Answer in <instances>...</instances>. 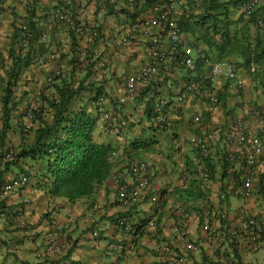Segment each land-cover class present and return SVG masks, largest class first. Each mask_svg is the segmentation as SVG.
Segmentation results:
<instances>
[{
	"label": "crops",
	"instance_id": "obj_1",
	"mask_svg": "<svg viewBox=\"0 0 264 264\" xmlns=\"http://www.w3.org/2000/svg\"><path fill=\"white\" fill-rule=\"evenodd\" d=\"M60 1H2L0 6V89L3 90L5 87L7 72L12 63V55L9 51L12 50V53L16 54L14 36L18 20L27 16L35 24L39 35L42 32H46L47 35L44 39L37 38L32 42L29 55L32 56L33 64L24 68L17 79L21 80L27 76L32 82H40L59 56L58 51L53 54L60 46L59 41H61V48L64 49L63 53H66L68 48L65 49V47L73 37L77 41L74 48L78 50L79 56L83 57L85 53L95 52L98 57L106 60V68L92 72L89 82L96 81V84L101 85L115 102L116 98L124 94L125 78L147 61L146 39L121 48L116 44L118 37L125 33V26L129 21L154 15L162 0H136L134 6H129L125 0L115 4L107 0H72V24L68 27L45 24L40 8H50ZM240 1H237L238 4ZM235 3L234 0L229 2L226 8L215 10L218 13L225 12L222 18L231 21L230 35L238 38L240 44L249 42L251 45L256 35H259L261 43L264 44V28L257 31L248 25L243 15L239 14V7L232 9ZM202 4L208 5V0H178L177 8L184 13L182 16L186 17L190 14L193 17L204 11ZM256 14L264 19V2L258 7ZM122 15H125V19ZM81 24L88 27L84 35H78V28ZM208 24L214 25L219 32L218 22L209 19ZM92 27L99 30L97 39L92 38L89 33ZM182 35L179 46L166 45L169 49L171 65L157 82L158 90L168 94L172 99L182 88L188 76L185 67L175 63L176 55L183 52L195 58L197 52L201 50L209 56H218L214 47L209 48L202 40L197 39V34L182 28ZM70 53L76 54L74 51ZM229 57L239 64L242 62L239 54L232 53ZM31 67V73L28 74ZM196 67V77L205 75L208 69V66L201 61L196 63ZM240 67L241 72L239 73L244 79V87L238 93L232 88L224 87V80L220 79L216 85L219 104L209 108L200 100L191 99L184 104L185 107L179 116L181 120L177 119V125L172 131H155L150 126V114L145 106L147 97L145 91L139 97L129 99L126 104H120L117 111L110 105L109 107L117 115L125 117L127 122L120 136L103 132L100 123H96L93 131L94 139L98 143L115 147L116 154L111 159L110 176L92 194L80 197L73 204L69 203L66 198L50 199L44 193L35 192L31 187L34 185L33 180L25 188L26 193L32 198L28 204L20 203L17 193L3 192L1 195L3 201L0 205V264H160L154 248L164 236L170 233L174 221L173 209L178 205L199 209L206 202L226 209L229 220H205L200 217L191 221L190 238L195 248L186 250L183 245L179 247L186 250L187 264H225L234 255L233 250L237 254L236 264H264V236L256 244H250L245 236L232 242L218 239V232L225 224L234 221L236 211L240 207H245L256 218L264 219V190L255 193L253 197L229 196L225 203L215 198V193L222 182L228 179L230 182L232 177L236 179L240 176L243 171L241 163L233 164L231 173L225 172L224 168L216 165L215 178L209 186V191L200 197L187 198L186 193L182 192L183 189H194L192 184L197 182L194 180L192 171L195 150L188 143L189 136L193 133L211 135L212 130L207 128L208 123L227 124L228 126L229 117L234 113H239L241 105L245 102L256 106L264 105L262 88L255 86L257 83L252 81L251 75L241 64ZM28 83L30 86V82L25 85ZM25 88L24 86L22 89ZM15 89L16 84L13 87V90ZM35 90L36 88L30 90L29 94L33 95ZM35 92L40 93V91ZM78 97V105L85 104L89 110H92L91 102H83L84 96ZM22 101L16 105L15 109L24 110L29 106L28 104L24 106ZM172 106L173 102H170L168 114L171 119L176 120ZM196 113L201 116L202 121L207 123L206 125L205 123L200 125L191 123V116ZM22 119L23 122L20 118H17V121L11 119L12 128L6 132L4 142H0V155L12 146L16 149L21 143L22 133L26 129L22 127L23 123L27 126L28 132L35 127L36 124L27 117L22 116ZM259 125L258 121L252 122L255 130H259ZM1 129L2 104L0 102V131ZM24 135L27 136L26 133ZM10 139L12 143H9ZM132 142H135L134 148L131 147ZM213 154L219 159V152L216 155ZM137 159L146 160L151 165L149 193L155 192L159 195L162 201L159 206L151 203L147 197L140 204L132 207L123 206L117 199L116 186L110 181V177L114 172H120L125 181L131 183L132 178L128 173L127 163ZM22 161L25 162L26 159ZM28 162L34 168H37L38 164L39 172H43L42 164L32 159ZM19 169L15 168L13 172L7 174L5 181L15 175ZM258 170V182L263 176L262 187L264 189V155ZM236 180L238 182L239 178ZM205 197L210 201H207ZM54 205L55 219L62 225L63 237L70 247L65 253L45 254L44 237L48 231L45 212ZM93 205L97 207L94 208ZM121 214H127L133 221L139 222L141 227L138 228L137 236L123 232L115 226V217ZM19 219H24L27 226L21 227ZM150 219H155L154 225L145 226ZM95 230L99 232L98 236L93 235Z\"/></svg>",
	"mask_w": 264,
	"mask_h": 264
},
{
	"label": "built area",
	"instance_id": "obj_2",
	"mask_svg": "<svg viewBox=\"0 0 264 264\" xmlns=\"http://www.w3.org/2000/svg\"><path fill=\"white\" fill-rule=\"evenodd\" d=\"M3 0H0V6ZM110 3H118L121 0H108ZM127 4L134 5L136 0H125ZM178 0H162L161 5L158 6L154 15L149 17H143L137 20L129 21L125 26L126 31L118 37L116 44L121 47L131 46L143 39H146L147 45V61L139 69L135 70L128 79L125 81L124 91L125 95L119 97L120 102L124 101L128 97H132L136 89L146 87L147 84H151L150 81L158 78L162 75L163 70L170 67V54L169 47L179 45L182 41V32L178 26V20L182 14V11L177 8ZM262 0H243L240 4V11L244 17L250 18L255 9L260 5ZM72 0H61L54 6L45 9L40 8V14L44 19V23L51 26L62 25L68 27L72 24ZM121 16V15H120ZM121 18V17H120ZM125 19V15H122ZM256 26H263L261 19L255 20ZM69 29V28H68ZM87 26L81 24L78 28V35H84L86 33ZM89 33L92 38L99 36V30L96 27L89 29ZM46 32H42L39 38H46ZM32 38V31L30 22L27 16H23L17 23V35L15 38V48L21 51L23 54L27 53ZM168 45V46H166ZM178 65L186 67L188 70H193L196 64V59L202 61L204 64H210L211 72L206 76L207 79L213 80L217 75H222L235 86H240L241 80L237 78L235 66L228 60L211 61L207 55L198 51L197 57L192 58L188 54H182L175 57ZM85 69H90L92 72H97L105 68L106 60L103 57H98L95 52L92 53L90 59H86L81 63ZM64 71L59 68H54L52 72L46 77V83L52 84L54 80L59 77H64ZM189 81V80H188ZM230 86H234L230 84ZM157 88L151 89L152 94V118L151 124L155 129H165L172 126V122L168 117L165 108L168 103V99L156 91ZM197 93L198 96L208 98L212 103L216 102V97L211 93H208V88L205 85L204 80L191 79L184 85V89L180 91L175 99L174 109L179 111L181 103L187 100L192 94ZM107 100L104 96H96L93 101L94 109L99 112L101 120H103L102 130L104 132H110L118 134L120 127L125 123L123 119L117 122L114 118V113L111 115ZM34 104H30L26 108V117L31 120L33 117ZM242 112L236 116L233 120L232 127L225 131L223 139L225 145L229 148L227 151V159L230 162L243 161L244 172L242 175V183L234 189V193L241 196H251L256 188L257 177L259 174L258 166L261 163V158L264 153V141L260 137V133L264 134V128L260 133H256L248 124L252 120V109L248 106L242 107ZM112 116V117H111ZM194 121L199 120V117L194 116ZM191 142L200 149L201 155L208 156V144L204 137L193 136ZM232 147H237L236 150ZM13 149L7 151L4 155L5 159H11L13 156ZM113 151L111 154L113 155ZM196 161H199L197 158ZM151 165L145 160H133L128 164V169L132 182L125 181L121 173H114L111 176V182L116 186L117 199L125 207L137 206L146 197L149 201L156 206L160 204V197L155 192L149 193V187L151 183ZM31 170L22 173L18 176L11 177L2 184V191L5 193H18L20 197V203L28 204L31 202V196L26 193L25 188L28 187L32 181L30 178ZM200 177L204 181H208L203 168L200 172ZM35 184V180H33ZM44 180H40V186H31L35 192L44 193L43 184ZM232 188L227 187V192ZM225 193L220 194V198H224ZM94 208L97 205H93ZM55 212L49 210L47 212L46 221L48 223V231L44 237L43 250L45 254L61 252L65 253L69 248L68 241L63 237L62 225L55 219ZM201 215L204 218H224V212H216L211 210L210 207H206ZM198 213L195 211H188L183 207L176 209V220L171 226V233L164 236L159 243L156 244L154 251L159 259L160 264H187L186 250H193L195 247L189 239L190 230L188 227V221L194 217H197ZM237 227L231 226L226 229V235L230 241L247 234L250 242H254L261 232H264V220L259 221L255 217L247 215L246 210H239L236 216ZM155 219H150L146 225H154ZM19 225L26 227L27 223L24 219H19ZM115 226L123 232L130 233L137 236V223L129 218L127 215L118 216L115 219ZM141 227V226H140ZM98 231H93L94 236H98ZM183 245L186 250L180 249ZM226 264H230L227 262Z\"/></svg>",
	"mask_w": 264,
	"mask_h": 264
},
{
	"label": "trees",
	"instance_id": "obj_3",
	"mask_svg": "<svg viewBox=\"0 0 264 264\" xmlns=\"http://www.w3.org/2000/svg\"><path fill=\"white\" fill-rule=\"evenodd\" d=\"M230 1L208 0V5H201L204 11L198 14V17L196 15L193 17L181 16L178 20V25L181 29L184 28L189 32L197 34V39L202 40L207 47H214L218 52V56H229L232 53L239 54L242 57L243 68L251 75L252 81L257 83L255 86H260L262 88L261 92H264V45L261 43L260 37L256 36L252 45L249 42L247 44H240L237 38L229 34L231 21L222 18L225 12L218 13L215 11L226 8V5ZM209 19L218 22L219 32H217L214 25L208 24ZM29 22L32 31V38L29 45V49L31 50V44L39 38V32H37L33 21L29 20ZM15 31L17 32L16 29ZM216 34H219V41L215 39ZM71 40L70 50L75 51L77 49L74 46L77 45V41L73 37ZM63 51L64 49H62ZM9 53L12 55V63L7 72L4 94L0 101L2 104L1 143L5 140L6 132L12 128V112L17 105L11 102L13 82L17 80L24 68L33 63L32 56L29 53L27 55H14L12 50ZM63 54L65 53H61L59 56L61 55L62 57ZM76 55L79 56V54ZM86 57L90 59V55L87 54ZM253 65L258 66L257 71L250 70V67ZM195 68L197 69V67ZM196 69L192 72L188 71L190 72L188 75L191 77L197 76L195 74ZM86 70L87 72L77 82L76 86H73V82L65 77H59L57 79L58 81L54 80V95L50 97L42 95L44 99L43 106L40 105L38 107L39 110L34 108L32 111L33 117L31 120L36 124L35 127L31 132H28L26 129L23 131L29 134V139L24 144L21 141L17 150L12 148L14 154L11 159H3L5 160L3 161L4 154L0 155V205H2L3 201L1 197L3 193L2 184L5 181L6 175L13 172L15 168L20 169L12 177L25 172L28 174V171L31 170L29 175L32 180H35L34 185L40 186V180H44L43 189L47 197L50 199L66 198L72 204L80 197L92 194L110 176V171L112 170L110 154L114 150V147L98 143L94 139L93 131L96 123L98 122L102 126L104 122L101 120L99 112H94L93 108L89 110L85 104L78 105V96L83 97L84 93L82 92L86 91L91 100L88 101L87 98H84L83 102H91L92 106L95 97L102 95L107 100L106 106L108 105V109L112 105L113 109L117 111L120 104H126L129 99L139 97L143 91L149 95L152 88H157L159 77L150 81L151 84H147L146 87L136 89L133 96L128 97L122 103L119 98H116L114 102V99L109 97L103 87L96 84V81L89 82L92 71L90 69ZM129 77L130 75L125 78L124 85L126 79ZM123 95H125V91ZM77 97L78 103L72 108V101ZM149 97H152V94ZM113 109H110L111 115L115 113ZM113 119H116L119 123L121 119L125 120V117L116 115ZM122 130L123 127H120V132L113 134L120 136ZM134 145L135 142H132L131 147L134 148ZM23 159H26V161L23 162ZM31 159L43 165H41L43 172H39L40 167L38 164L37 168H34L28 162ZM206 167L209 170L210 177L213 178L215 170L212 159L208 158L206 160ZM262 179L263 176L260 178L256 193L263 192L264 190L262 187ZM195 190L183 189L182 192L186 193L187 198L200 197V190ZM47 216L45 214V218ZM127 216L131 218L129 215ZM219 240L222 241V239ZM233 253L234 255L229 258L230 261L237 258L235 250H233Z\"/></svg>",
	"mask_w": 264,
	"mask_h": 264
},
{
	"label": "clouds",
	"instance_id": "obj_4",
	"mask_svg": "<svg viewBox=\"0 0 264 264\" xmlns=\"http://www.w3.org/2000/svg\"><path fill=\"white\" fill-rule=\"evenodd\" d=\"M108 1V0H107ZM234 0H231L230 2H233ZM236 1V3H235V8H236V6L237 7H239V11H240V4H241V2L243 1V0H241L240 1V3L238 4V2L237 1H239V0H235ZM109 2V1H108ZM264 2V0H262V2L261 3H263ZM135 3H136V1H135ZM178 3V2H177ZM261 3H260V5H261ZM112 4H115V3H112ZM135 5V4H134ZM134 5H129V6H134ZM260 5H258V7L260 6ZM258 7L255 9V11L252 13L253 15L250 17V18H246V17H244V19H245V21L247 22V24L248 25H250L254 30H257V31H260V30H263V28H264V19H262L261 17H259L257 14H256V10L258 9ZM241 16L243 15L242 13H241V11H240V13H239ZM182 15H184V14H182ZM181 15V16H182ZM180 16V17H181ZM188 16H191L190 14L189 15H187L186 17H188ZM180 19V18H179ZM256 19H261L262 21H263V26H256V24H255V20ZM179 26V25H178ZM93 28V27H92ZM180 28V27H179ZM17 29V28H16ZM180 30H181V32H182V29L180 28ZM90 31V30H89ZM229 34H230V31H229ZM16 35H17V32H16ZM215 36H218V38L216 37L215 39L217 40V41H219V34H216ZM231 36V35H230ZM256 36H259V35H256ZM39 37H40V35H39ZM99 37V36H98ZM98 37H95L94 39H97ZM232 37H235V36H232ZM15 38H16V36L14 37V48H15ZM183 38V37H182ZM236 38V37H235ZM41 39V38H40ZM238 39V38H237ZM255 39V38H254ZM238 41H239V39H238ZM31 42V41H30ZM71 43H72V40H71V42L69 43V44H67V46L65 47V49H67L68 48V50L67 51H69L70 50V46H71ZM264 45V44H263ZM176 46H179V45H176ZM175 47V46H174ZM62 49V48H61ZM29 51H30V49H28V51H27V53H25V54H23L21 51H18V49H16L15 48V53L16 54H21V55H27L28 53H29ZM201 51V50H200ZM70 52V51H69ZM68 52V53H69ZM202 52H204V51H202ZM75 53L76 54H78L76 51H75ZM182 54H183V52H181ZM198 53V52H197ZM205 53V52H204ZM91 54H92V52H91ZM206 54V53H205ZM85 55H86V53H85ZM84 55V56H85ZM180 55V54H179ZM207 55V57L209 58V60H211V61H222V60H228V61H230L234 66H235V68H236V75H237V78L238 79H240L241 80V84H240V86H235V84L234 83H231V81H228L227 79H225L222 75H217V76H215L214 78H213V80H209V79H207L206 78V76L207 75H209L210 74V72H211V65L210 64H204L202 61V63L204 64V65H207L208 66V69H207V71L205 72V75H203V76H201V77H196V76H190V75H188L187 76V78H186V81H185V83L183 84V86H182V88L176 93V95L174 96V98L172 99V98H170V96L168 95V94H164L163 92H161L160 90H158V88L156 89V91H157V93L158 94H160V95H162V96H164V97H166L167 99H168V103L166 104V108H165V111H166V113H167V115H168V117H169V114H168V106H169V104H170V102H173V106H172V109H173V112L175 111V109H174V106H175V99H176V96H177V94L180 92V91H182L183 89H184V85L187 83V82H189L191 79H197V80H204L205 81V85H206V87L208 88V93H211L213 96H215L216 97V102H214V103H212L208 98H206V97H201V96H198V94L197 93H194V94H192L187 100H185V101H183L182 103H181V106H180V108H179V111L178 112H176L175 111V116H176V120H175V118L174 119H171L170 117V120H171V122H172V126L171 127H167V128H165V129H155L154 127H153V125L151 124V118H152V107H151V103H152V100H153V98L152 97H149V95L151 96V92H150V94L149 95H147V97H146V99H145V106H146V110H148V112H149V114H150V116H149V123H150V126L152 127V128H154V130L155 131H166V130H168V131H172L174 128H175V126L177 125V119H178V121H180L181 119L179 118V116H181V112H182V110H183V108L185 107L184 106V104L185 103H187V102H189L191 99H198V100H200L201 102H203V103H205L206 105H207V107H209V108H213V107H215V106H217L218 104H219V102H220V100H219V94H218V88H217V82L220 80V79H223L224 80V87H226V88H232L233 90H235V92H239L243 87H244V79L241 77V75H240V73L239 72H241L240 71V69H241V67H240V64H241V66L242 67H244L243 65H242V62L239 64L238 62H236L235 60H233V59H231V57H229V56H224V57H221V56H209L208 54H206ZM176 56H178V55H176ZM86 57V56H85ZM192 57V56H191ZM197 57V54H196V56H195V58ZM87 58V57H86ZM192 58H194V57H192ZM198 61H200V60H197L196 59V63L198 62ZM175 63L177 64V62H176V59H175ZM170 65H171V62H170ZM178 65V64H177ZM178 66H181V65H178ZM184 67V66H183ZM195 67H196V64H195ZM195 67H194V69H195ZM257 67L258 66H255V65H253L252 67H250V70H256L257 71ZM105 68H106V66H105ZM105 68H103V69H105ZM169 69V68H168ZM185 69H186V67H185ZM193 69V70H194ZM245 69V68H244ZM187 71H190V70H188V69H186ZM193 70H191L190 72H192ZM246 70V69H245ZM164 71L165 70H163V73H162V75L161 76H163L164 75ZM190 72H188V73H190ZM160 76V77H161ZM58 79V78H57ZM189 80V81H188ZM230 84H233L234 86H230ZM123 96V95H122ZM243 106H248V107H250L251 109H252V111H253V115H252V120H251V122L248 124V126H249V128H251L253 131H255L256 133H260V131H261V129L262 128H264V124L262 123V117L264 116L263 114H264V108L263 109H261V111H260V106H256V105H253V104H250V103H248V102H245L244 104H242L241 105V107H240V112L239 113H234V115H232V116H230L229 117V120H230V122L228 123V126H227V124L226 125H216L215 123H205V121H202V119H201V116L199 115V114H194V115H192L191 116V123L192 124H203V123H205L204 125H206L207 124V128H209V129H211L212 130V133H210L211 135H206V134H198V133H193V134H191L190 136H189V138H188V143L193 147V149L195 150V154H194V156H193V163H194V167H193V172H194V177H195V181L197 180V182H196V184H192L193 185V188L195 189L196 188V190L198 189V190H200V192H201V195L203 194V193H208V191H209V186H210V184H211V182L213 181V179L215 178V172H214V177L213 178H211L210 177V173H209V170H208V168L206 167V160L209 158V159H212V161H213V164H214V170H215V166L216 165H218V167H222V168H224V171L225 172H227V173H231L232 172V170H231V167H232V165L233 164H235V163H237V162H239V163H241L242 164V166H243V171H242V173L240 174V176L238 177L239 178V181L237 182V180L236 179H238V178H236L235 179V177H232L231 178V181L230 182H228L229 181V179L228 180H226V181H224V182H222L221 184H220V187L218 188V190L216 191V193H215V198H216V200L217 201H219V202H224L225 203V201H226V199L229 197V196H238V197H245V196H241V195H237V194H235L234 193V189L237 187V186H240L241 185V183H242V175H243V172H244V162L243 161H239V160H237V161H233V162H230L228 159H227V151H228V147L225 145V142H224V139H223V134L225 133V131H227L228 129H230L231 127H232V124H233V120H234V118L236 117V116H238L241 112H242V107ZM264 107V106H263ZM92 108H93V111L94 112H96L97 113V110L96 109H94V107H93V105H92ZM24 112L26 113V109H24ZM114 115L116 116L117 114H115L114 113ZM194 116H197V117H199V120H197V121H194L193 120V117ZM180 119V120H179ZM254 120L255 121H258V122H260V125H259V130H255L253 127H252V122H254ZM30 121H32V120H30ZM125 121V123H124V125L122 126L123 128H124V126H125V124H126V122H127V120L125 119L124 120ZM226 127V128H225ZM101 128H102V126H101ZM103 131V130H102ZM104 132V131H103ZM264 133V132H263ZM193 136H195V137H198V136H201V137H204L206 140H207V144H208V151H209V153H208V156H206V157H204V156H202L201 155V151H200V149L198 148V147H196L192 142H191V138L193 137ZM260 137H261V139L264 141V134H262V133H260ZM221 140V142H223V143H220L219 144V146H217V145H215V147H213L212 146V143H215V142H219ZM18 148V147H17ZM17 148H16V150H17ZM12 149V148H11ZM232 149H234V150H236L237 149V147H232ZM10 150V149H9ZM8 150V151H9ZM115 152L113 155L112 154H110V160L115 156V154H116V150H115V147H114V150H112L111 151V153L112 152ZM7 152V151H6ZM5 152V153H6ZM217 152H219V159L216 157H214V154L213 153H215V155H216V153ZM5 153H3L4 155H5ZM263 155H264V153H263ZM263 155H262V158H263ZM199 159V161H196V159ZM262 158H261V161H262ZM139 160H141V159H139ZM133 161V160H132ZM146 161V160H145ZM148 162V161H147ZM130 162H128L127 163V169H128V164H129ZM261 164V163H260ZM202 168H203V171H205V173H206V175L208 176V181H204L201 177H200V172H201V170H202ZM114 173H116V172H114ZM113 173V174H114ZM118 173H120V172H118ZM128 173H129V169H128ZM112 174V175H113ZM130 174V173H129ZM111 175V176H112ZM123 176V175H122ZM220 178H221V176H219ZM110 179H111V177H110ZM258 185H259V182H258V177H257V183H256V186H255V188L257 189L258 188ZM227 187L228 188H232V190H229V192H227ZM117 192V191H116ZM257 192V190H255V192L251 195V196H247V197H253L254 195H255V193ZM221 193H225V196H224V198H220L219 196H220V194ZM43 194V193H42ZM257 194V193H256ZM206 198V197H205ZM206 200L207 201H210V199H208V198H206ZM161 199H160V204H161ZM159 204V205H160ZM178 207H183V208H185L186 210H188V211H195V212H197L198 213V216L197 217H194V218H192V219H190L187 223H188V227H189V230H190V223H191V221L192 220H194V219H196V218H200V217H203L202 215H201V212L206 208V207H210L211 208V210H213V211H216V212H224L225 213V217L224 218H204L203 217V219H205V220H210V219H217V220H219V221H228L229 220V217H228V214H227V211H226V209H223V208H220V207H215V206H213L212 204H210L209 202H206V204L203 206V207H201V208H199V209H196V208H192V207H190V206H187V205H185V206H183V205H178V206H176L174 209H173V216H174V221L176 220V209L178 208ZM55 208V205L54 206H52V208H50V210H53ZM241 209H243V210H246L247 211V215H250V216H252V217H255V216H253L252 214H250L249 212H248V210L245 208V207H240L237 211H236V214H235V217H234V221L233 222H231V223H229V224H225V226L218 232V239H222L223 241H230V239L227 237V235H226V229H228V228H230L231 226H234V227H237V220H236V216H237V213H238V211L239 210H241ZM49 210H46V212H45V214L47 215V212H48ZM54 212V211H53ZM122 215H127V214H121V215H118V216H122ZM117 216V217H118ZM117 217H115V219L117 218ZM256 218V217H255ZM257 220H259V221H262V220H264V219H258V218H256ZM173 221V222H174ZM135 222V221H134ZM155 222V221H154ZM136 223V222H135ZM173 224V223H172ZM172 226V225H171ZM140 227V224H139V222H137V231H138V228ZM170 233H171V228H170ZM169 233V234H170ZM168 234V235H169ZM242 236H245V237H247V241L250 243V244H256L259 240H261L262 238H263V236H264V232H261L260 233V236L254 241V242H250V239H249V236L247 235V234H243ZM242 236H240V237H242ZM223 237V238H222ZM240 237H238V238H240ZM238 238H235V239H238ZM189 239H190V241H191V238H190V235H189ZM234 239V240H235ZM234 240H232V241H234ZM231 241V242H232ZM192 242V241H191ZM193 243V242H192ZM194 245V244H193ZM69 247H70V245H69ZM68 250H69V248H68ZM67 250V251H68ZM66 251V252H67ZM187 261H188V257H187ZM237 261V259L236 258H234V260L233 261H230V259H228L226 262H225V264L227 263V262H229L230 264H236L235 262Z\"/></svg>",
	"mask_w": 264,
	"mask_h": 264
},
{
	"label": "rangeland",
	"instance_id": "obj_5",
	"mask_svg": "<svg viewBox=\"0 0 264 264\" xmlns=\"http://www.w3.org/2000/svg\"><path fill=\"white\" fill-rule=\"evenodd\" d=\"M234 7L235 6L233 5L232 9H234ZM58 45H60V46L56 49V51L53 54L57 53V51L59 52V54L63 53L62 49H61V41H59ZM72 51L73 50L71 49L70 52H72ZM75 51L78 52V50H75ZM68 52L69 51H66V53L63 54L64 58H63V56L61 57V55L58 56L56 61L53 63L52 68H50V70L48 71L47 74L49 75L54 68L55 69L56 68L62 69L64 71L63 72L65 75L64 77L70 79L73 82V86H76L77 82L80 81V79L83 78V75L87 72V70L84 67H82L81 63L83 61H85L86 59H88L85 57L87 54L90 55V58L92 57V54L86 53L85 56L81 57V56H77L76 54H71L70 52L69 53ZM31 69H32V67L29 68L28 74L31 73ZM47 74L41 79L40 82L39 81L32 82V81H30V79L27 78V76L22 78L21 80L17 79L15 82H13V84H16V89L13 90L11 102L16 103V104H20L21 103L20 101L23 100L22 102H23L24 106L27 104L28 105L34 104L35 108L39 110L38 107L40 105L43 106V102H44L42 95L50 97V96L54 95V92H55L54 83L47 84L45 82L46 77L48 76ZM56 81H58V80L56 79ZM56 81H55V83H56ZM27 82H30V86H29V83L27 85H25ZM24 86L26 88L22 89ZM34 88H36L35 91H40V93L33 91L34 92L33 95L29 94L30 90H33ZM82 93H84V97L87 98L88 101L91 100V99H89V96H88L86 91H83ZM3 94H4V89L3 90L0 89V101H1V97L3 96ZM77 103H78L77 98L73 99L71 107L72 108L75 107V105ZM263 106L264 105L260 106V111H261V109L264 108ZM21 114H23L22 115L23 117H26V113L24 112V110L14 109L12 112L13 121H17V118H20L21 119L20 121L23 122L24 120L22 119ZM262 123L264 124V116L262 117ZM22 125H23V127H26V129H27V126H25V123H23ZM24 133L25 132L22 133L23 136L21 138L23 144L25 143V141H27L29 139L28 138L29 134L26 133L27 136H25ZM12 142L13 141L10 139L9 143H12ZM220 143H223V142H221V140H220L219 142L212 143V146L213 145H214L213 147H215V145L219 146ZM12 148L14 149L15 147L12 146Z\"/></svg>",
	"mask_w": 264,
	"mask_h": 264
}]
</instances>
